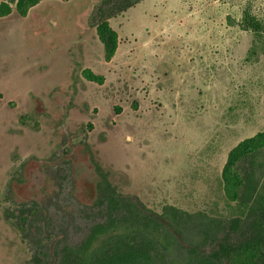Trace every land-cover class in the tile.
I'll list each match as a JSON object with an SVG mask.
<instances>
[{
	"label": "rangeland",
	"instance_id": "374dc122",
	"mask_svg": "<svg viewBox=\"0 0 264 264\" xmlns=\"http://www.w3.org/2000/svg\"><path fill=\"white\" fill-rule=\"evenodd\" d=\"M103 1L0 18V264H59L105 222L110 189L155 214L227 216V155L264 132V54L246 61L236 25L244 10L264 20V0H144L112 16Z\"/></svg>",
	"mask_w": 264,
	"mask_h": 264
},
{
	"label": "trees",
	"instance_id": "16d2710c",
	"mask_svg": "<svg viewBox=\"0 0 264 264\" xmlns=\"http://www.w3.org/2000/svg\"><path fill=\"white\" fill-rule=\"evenodd\" d=\"M42 1L0 0V18L13 10L25 17ZM142 1L103 2L112 6L107 11L112 16L114 11L124 12ZM107 12L99 7L96 31L110 59L117 35L109 27ZM236 25L251 35L246 61L252 62L264 54V20L244 10ZM85 75L88 80L95 79L89 72ZM221 184L227 216L189 214L171 206L155 214L136 198L110 189L105 222L92 226L79 246L64 247L59 264H174L176 255L183 257L184 264H264V132L240 141L229 151Z\"/></svg>",
	"mask_w": 264,
	"mask_h": 264
},
{
	"label": "flooded vegetation",
	"instance_id": "af4514ba",
	"mask_svg": "<svg viewBox=\"0 0 264 264\" xmlns=\"http://www.w3.org/2000/svg\"><path fill=\"white\" fill-rule=\"evenodd\" d=\"M55 17V16H54ZM49 22H53V19H50ZM100 41V40H99ZM101 42V41H100ZM102 43V42H101ZM103 45V44H102Z\"/></svg>",
	"mask_w": 264,
	"mask_h": 264
}]
</instances>
